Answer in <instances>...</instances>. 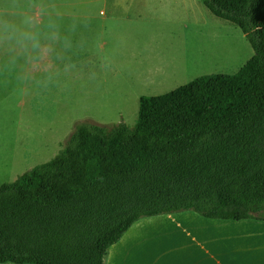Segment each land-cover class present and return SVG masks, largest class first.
<instances>
[{"label": "trees", "instance_id": "16d2710c", "mask_svg": "<svg viewBox=\"0 0 264 264\" xmlns=\"http://www.w3.org/2000/svg\"><path fill=\"white\" fill-rule=\"evenodd\" d=\"M253 55L139 99L128 127L80 124L49 162L0 185V264H106L137 221L193 212L264 222V0H201Z\"/></svg>", "mask_w": 264, "mask_h": 264}, {"label": "rangeland", "instance_id": "374dc122", "mask_svg": "<svg viewBox=\"0 0 264 264\" xmlns=\"http://www.w3.org/2000/svg\"><path fill=\"white\" fill-rule=\"evenodd\" d=\"M123 1L141 10L136 24L147 32L131 49L119 42V53H131L130 58L101 68L96 61L102 39L91 30L84 41L87 31L81 27L76 39L83 46L69 53L76 67L64 73L60 64V76L47 88L32 82L25 89L17 79L19 66L9 71L0 65V185L56 158L76 126L133 127L140 97L168 93L204 75H233L253 55L240 29L214 16L201 0ZM46 2L53 13L61 10L62 0ZM4 4L0 0V7ZM100 11L107 13L101 0H93L92 12ZM147 240L167 249L188 244L175 230Z\"/></svg>", "mask_w": 264, "mask_h": 264}, {"label": "crops", "instance_id": "0c3cea01", "mask_svg": "<svg viewBox=\"0 0 264 264\" xmlns=\"http://www.w3.org/2000/svg\"><path fill=\"white\" fill-rule=\"evenodd\" d=\"M92 2L62 0L57 6L61 10L54 13L60 14L64 24H69L73 18L79 20L77 30L83 27L87 31L83 33L84 41L88 40L89 31H98L104 47L96 61L102 63L101 68H105L108 63L130 58L132 54L121 55L118 46L120 42L127 50L131 49L134 40L147 36L146 29L136 24L141 10L133 9L132 2L101 0L107 13L100 11L97 15L92 12ZM81 21L83 24L79 23ZM173 219L193 223V228L182 230L187 245L171 249H148L136 239L137 233L145 227L143 222L151 224ZM106 264H264V222L212 219L191 211L144 218L134 223L109 248Z\"/></svg>", "mask_w": 264, "mask_h": 264}, {"label": "clouds", "instance_id": "9594fccd", "mask_svg": "<svg viewBox=\"0 0 264 264\" xmlns=\"http://www.w3.org/2000/svg\"><path fill=\"white\" fill-rule=\"evenodd\" d=\"M46 0H5L0 7V65L24 85L35 82L47 88L61 74L74 69L69 53L83 46L76 39L75 18L64 24L59 13L49 10Z\"/></svg>", "mask_w": 264, "mask_h": 264}, {"label": "bare ground", "instance_id": "6f19581e", "mask_svg": "<svg viewBox=\"0 0 264 264\" xmlns=\"http://www.w3.org/2000/svg\"><path fill=\"white\" fill-rule=\"evenodd\" d=\"M142 225H144L145 227H143L137 233L136 239L139 240L141 244H145V247L148 249H158V247H155L156 244L151 243L147 240L148 237L151 236L153 233L158 232L163 235L166 233H170L174 230L182 232V230L185 228H193L192 222L187 221L186 223H184L183 221H179L178 219L156 221L151 224L143 222Z\"/></svg>", "mask_w": 264, "mask_h": 264}]
</instances>
